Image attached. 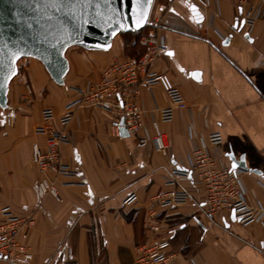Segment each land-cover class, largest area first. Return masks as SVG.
Returning a JSON list of instances; mask_svg holds the SVG:
<instances>
[{
    "label": "crops",
    "instance_id": "0c3cea01",
    "mask_svg": "<svg viewBox=\"0 0 264 264\" xmlns=\"http://www.w3.org/2000/svg\"><path fill=\"white\" fill-rule=\"evenodd\" d=\"M156 2L152 19L161 21L156 32L166 51L152 70L180 89L187 108L162 121L159 111L172 103L161 85L141 86L139 103L145 134L164 133L168 152H156L150 144L139 147L130 135L114 136L109 114L76 106L66 129L69 142L60 147L72 174L41 172L33 163V146L46 145L36 133L42 112L52 109L60 129L66 106L81 97L79 89L99 81L114 59L145 48L123 35L108 52L73 47L66 54L70 70L63 87L39 61L22 59L10 87V108L0 109V216L7 207L33 216V259L14 262L0 256V264H135L138 248L153 238L146 227L151 197L168 189L173 170L191 169L194 150L208 148L213 131L222 135L219 159L234 165L241 189L264 210V0ZM191 5L199 7L202 22L191 16ZM249 18L253 25L234 31L226 43L235 23ZM42 179L55 184L60 201L51 195L39 200ZM175 185L190 199L158 214L166 220L161 235L171 243L167 264H264L263 222L243 225L229 213L211 216L203 207L206 189L191 174L176 178ZM133 194L137 199L127 204Z\"/></svg>",
    "mask_w": 264,
    "mask_h": 264
},
{
    "label": "built area",
    "instance_id": "2783aa9c",
    "mask_svg": "<svg viewBox=\"0 0 264 264\" xmlns=\"http://www.w3.org/2000/svg\"><path fill=\"white\" fill-rule=\"evenodd\" d=\"M235 1L241 5L248 2ZM253 23L254 19L246 20L247 25ZM160 24V20L152 19L151 12L146 26L149 31L140 35L138 41L145 51L136 58L114 59L103 68L99 81L86 89H79L81 97L66 106L65 113L60 119V129L54 125L56 116L52 109L48 108L42 112V123L36 128V133L46 138V145L33 146V163L41 172L52 171L56 175L72 174L69 167L63 163L60 147L69 142L66 129L74 118L76 106L97 107L109 114L113 119L111 132L114 136L120 137L121 128L124 127L139 147L150 144L156 152H168L169 143L164 133L152 136L145 134V112L139 103L141 86L152 88L161 85L172 103V107L159 111L162 121L173 120L176 109L187 108L180 89L168 82L166 74L152 70L154 63L166 51L163 38L156 32ZM208 139V148L194 150L191 169L187 172L173 170L172 180L166 183L168 189L151 197L146 227L153 238L148 244L138 248L135 264H167L171 259L170 240L161 235L166 220L159 218L158 214L188 203L189 194L179 190L175 185V179L178 177L187 178L191 174L196 184L205 187L203 207L211 216L234 213L235 219L243 225L264 223V210L260 202L252 193L241 189L239 173L233 171L227 160H220L218 157L217 151L222 143L221 133L213 131ZM36 191L41 201L49 195L58 201L61 200L55 184L47 179L38 182ZM136 199V195L133 194L126 203H132ZM34 228L33 216H19L11 208H4L0 216V256L14 262H30L33 259L30 238Z\"/></svg>",
    "mask_w": 264,
    "mask_h": 264
},
{
    "label": "water",
    "instance_id": "95a60500",
    "mask_svg": "<svg viewBox=\"0 0 264 264\" xmlns=\"http://www.w3.org/2000/svg\"><path fill=\"white\" fill-rule=\"evenodd\" d=\"M155 1L0 0V109L10 108V87L22 59L39 61L51 80L63 87L70 70L69 49L108 52L117 36L146 28ZM190 13L197 23L202 22L198 6L191 5ZM245 24L246 20L237 21L226 43ZM13 70L15 75H10ZM121 136H129L124 127Z\"/></svg>",
    "mask_w": 264,
    "mask_h": 264
},
{
    "label": "rangeland",
    "instance_id": "374dc122",
    "mask_svg": "<svg viewBox=\"0 0 264 264\" xmlns=\"http://www.w3.org/2000/svg\"><path fill=\"white\" fill-rule=\"evenodd\" d=\"M157 2V4H160L161 2H163L164 0H156ZM140 36V34H138L137 36H133V35H128V36H124V38H126L128 41H135V42H138L139 41V37ZM134 38V39H133ZM133 39V40H132ZM132 43H134V42H132ZM134 52H136V51H134ZM22 61V60H21ZM20 61V62H21Z\"/></svg>",
    "mask_w": 264,
    "mask_h": 264
},
{
    "label": "trees",
    "instance_id": "16d2710c",
    "mask_svg": "<svg viewBox=\"0 0 264 264\" xmlns=\"http://www.w3.org/2000/svg\"><path fill=\"white\" fill-rule=\"evenodd\" d=\"M138 34H140V33H128V34H123V36H128V35H133V36H137ZM139 38V37H138ZM142 53V51H138L135 55L136 56H132V57H134V58H136L137 56H139L140 54Z\"/></svg>",
    "mask_w": 264,
    "mask_h": 264
},
{
    "label": "snow or ice",
    "instance_id": "6c2138e0",
    "mask_svg": "<svg viewBox=\"0 0 264 264\" xmlns=\"http://www.w3.org/2000/svg\"><path fill=\"white\" fill-rule=\"evenodd\" d=\"M138 2H139V0H138ZM10 75H15V71L13 70ZM9 78H10V76L5 77V79H9Z\"/></svg>",
    "mask_w": 264,
    "mask_h": 264
}]
</instances>
